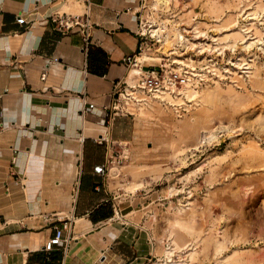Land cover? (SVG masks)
<instances>
[{
	"label": "crops",
	"instance_id": "obj_1",
	"mask_svg": "<svg viewBox=\"0 0 264 264\" xmlns=\"http://www.w3.org/2000/svg\"><path fill=\"white\" fill-rule=\"evenodd\" d=\"M86 2L87 50L80 34L58 32L51 19L83 11ZM140 2L0 0V264H160L174 257L156 227L172 202L160 196L153 174L93 171L113 153L124 158L122 171L129 168L123 146L129 150L135 138L134 118L108 121L102 107L129 72L125 58L138 51ZM84 102L94 107L82 118ZM132 181L142 186L128 190ZM67 221L66 250L44 251Z\"/></svg>",
	"mask_w": 264,
	"mask_h": 264
},
{
	"label": "rangeland",
	"instance_id": "obj_2",
	"mask_svg": "<svg viewBox=\"0 0 264 264\" xmlns=\"http://www.w3.org/2000/svg\"><path fill=\"white\" fill-rule=\"evenodd\" d=\"M140 8L152 41L143 54L189 82L163 102L136 89L155 110L129 102L137 136L123 146L129 168H111L159 182L172 203L156 227L173 259L264 264V0H141Z\"/></svg>",
	"mask_w": 264,
	"mask_h": 264
},
{
	"label": "built area",
	"instance_id": "obj_3",
	"mask_svg": "<svg viewBox=\"0 0 264 264\" xmlns=\"http://www.w3.org/2000/svg\"><path fill=\"white\" fill-rule=\"evenodd\" d=\"M51 19L55 23L58 32H75L80 34L83 40V47L85 50H87L90 39V31L92 28L90 21V6L88 2L84 4L81 14L75 15L56 13L51 17ZM16 22L22 24L24 23V20L22 18H18ZM138 37L139 46L137 53L132 54L124 60L129 69L126 78L123 80V82H117L115 84L111 102L108 105L102 107L105 113V118H107L108 121L113 120L118 114L131 116V113L128 112L126 108L129 102H138L136 101V98H131L132 95L126 96L128 93L127 90H130L129 92L135 93L137 89L138 91L146 94L148 97L159 99L163 102L166 99L165 96L167 94H169L171 97L175 93L179 94V91L183 88V86L189 82V77L185 71H183L184 73H179L180 71L178 72L174 69L168 70L165 65L155 66L152 63L142 67L137 62V56L141 55V53L145 51L150 50L152 41L150 40L151 38L149 34H147L146 30H144L142 27L141 19H139ZM131 70H136V73L130 76ZM45 77V72H42L40 79L44 80ZM93 107V104L84 102L83 108L80 111V116L84 118L86 112ZM102 139L103 138L101 137L96 141L101 143ZM123 161L124 158H121L117 154L113 153L107 158L105 165L94 167L93 171L96 174L104 176L108 174L110 167L113 164L121 165ZM54 230V236L45 243L43 250L50 252L56 247L65 251L72 239L71 222H63L60 227H55Z\"/></svg>",
	"mask_w": 264,
	"mask_h": 264
},
{
	"label": "bare ground",
	"instance_id": "obj_4",
	"mask_svg": "<svg viewBox=\"0 0 264 264\" xmlns=\"http://www.w3.org/2000/svg\"><path fill=\"white\" fill-rule=\"evenodd\" d=\"M152 33H157L158 32V30H152L151 31ZM178 37V35L176 36V38ZM179 38V37H178ZM177 38V39H178ZM175 40V39H174ZM144 53V52H143ZM143 53H141V55H139V56H137V62L142 66V67H145L146 65H148V64H150L151 63V61L152 60H157V59H154L153 57H151V56H149L148 54H143ZM173 62V64H176V65H183L180 61H172ZM136 73V70H131V72H130V76L131 75H133V74H135ZM186 74H188V73H186ZM191 76H195V74H190ZM134 94H138V92H135V93H130L129 94V96H131V95H134ZM167 94V93H166ZM169 95V94H168ZM126 96H128V94L126 95ZM139 96V95H138ZM135 98H136V101L139 103L138 104V106H140V104H141V113H142V111H143V109H145V108H147V109H149V110H155L154 109V105H152V104H150V103H148L149 101H147V100H140L139 101V99H137V96H134ZM151 100H153L154 101V99L155 98H152V97H149ZM161 98V97H160ZM146 99V98H145ZM148 99V98H147ZM156 102V101H155ZM158 103V102H157ZM154 104V103H153ZM174 125H176V124H174ZM178 125H179V123H178ZM175 127V126H174ZM135 137H137L136 135H135ZM219 156V155H218ZM200 166H202V165H200ZM200 166H198L195 170H193V171H191V172H195V171H197L199 168H200ZM184 210V207L183 206H181V208H179L178 209V212L179 213H181L182 211ZM176 245H177V243H175ZM177 247L179 248V246L177 245ZM187 248V247H186ZM164 254H166V256H168L169 254H172V252L171 251H167L166 250V252L164 253ZM176 257V256H175ZM160 264H187L186 262H184V261H178V259H169V258H166L164 261H162Z\"/></svg>",
	"mask_w": 264,
	"mask_h": 264
}]
</instances>
